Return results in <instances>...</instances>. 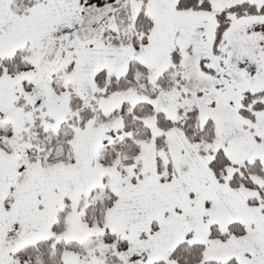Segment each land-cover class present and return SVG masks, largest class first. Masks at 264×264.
<instances>
[{
    "label": "rangeland",
    "instance_id": "rangeland-1",
    "mask_svg": "<svg viewBox=\"0 0 264 264\" xmlns=\"http://www.w3.org/2000/svg\"><path fill=\"white\" fill-rule=\"evenodd\" d=\"M114 1L0 0V56L18 51L35 62L0 72V264H25L17 251L44 238L61 242L63 264H178L169 254L182 241L202 243L206 259L264 264V176L238 169L264 162V110L253 120L239 112L242 93L264 87L263 22L230 14L214 49L222 10L264 0H212L205 11L176 0ZM140 2L151 29L136 46L123 38ZM173 47L181 79L162 91L157 77L170 69ZM127 64L136 78L125 87L97 77ZM21 96L58 129L53 153L35 152L23 135L32 116ZM134 105L141 115L127 121L122 113ZM193 107L213 137L189 140L172 126L163 130L166 150L156 148V112L179 121ZM80 110L83 126L71 121ZM218 149L230 161L222 181L208 166ZM235 170L242 178L231 185Z\"/></svg>",
    "mask_w": 264,
    "mask_h": 264
},
{
    "label": "trees",
    "instance_id": "trees-1",
    "mask_svg": "<svg viewBox=\"0 0 264 264\" xmlns=\"http://www.w3.org/2000/svg\"><path fill=\"white\" fill-rule=\"evenodd\" d=\"M118 1V0H117ZM117 1H114V4H117ZM177 5L195 10H209L211 8L212 0H176ZM233 14L234 19H240L242 22H247L250 19L259 20L264 24V4H256L250 1H243L229 6L228 8L220 12V21L218 23V28L215 33L214 39V49L219 51V45L222 40L225 29L228 28L231 16ZM151 15L147 9L142 7L140 2L139 8L136 11H133V31L130 34H125L123 42L125 43H135L136 46H139L143 43L150 32L151 26ZM221 51V50H220ZM219 51V52H220ZM170 69L164 71L161 75L157 77V83L159 88L162 91H166L171 87L179 86L178 81L181 79V53L178 50V47H173L170 50ZM200 65L203 67L204 61L200 60ZM35 68V62L31 58H24L20 52H15L8 56H0V72L4 75H13L15 73H23ZM176 70L175 74L171 76V70ZM124 70V69H123ZM134 68L131 65L127 64L124 72H119L118 75L114 73H108L107 71H100L97 77H110L109 87H114L119 85L120 87H125V85L131 80H135L134 77ZM254 74H257L256 71H253ZM102 75V76H101ZM257 76V75H256ZM261 76V74H260ZM264 94V87H260L256 90L246 89L241 97V108L239 109L240 114L243 117H246L250 120L255 118V111L264 110V102L257 101L256 97ZM256 101H255V100ZM81 100L78 99L76 95H70L69 104L74 107H82L79 105ZM16 102L29 109L31 111L32 122L27 127L28 133H24L25 137H30L31 148L36 149L35 152L44 153V152H54L55 146L58 144L57 128H48L46 125L50 122V119L46 115H42L38 110H35L32 104L26 102V98L23 96L19 97ZM23 102V103H22ZM139 103V102H138ZM137 103V104H138ZM251 104L249 108L247 105ZM123 112V111H122ZM80 115L74 116L72 122L83 126L86 121L87 112L84 114L81 110L78 112ZM126 115L127 121L131 120L133 114L141 115L140 111L137 109V105H134L133 110L128 111L127 113H122ZM196 108L193 107L191 110L187 111V115L183 120H173L166 116L165 112L158 110L155 114V128L156 136L155 143L156 148H163L166 150V146L163 145L164 132L163 130L168 129L169 127L175 126L180 128L183 131L184 135L189 140H195L200 137L210 139L213 137V127L212 124H205L204 127H198L197 122L195 121ZM127 121L125 123H127ZM159 129L161 131H159ZM26 131V130H25ZM54 134V136L52 135ZM31 150V149H28ZM230 161L226 155L222 152L221 149H218L214 156L208 161V166L216 176L219 181L223 180V170ZM238 169H245V171H250V174L256 171L257 174L264 176V162L256 159L245 165H239ZM238 170H235L233 177L229 179V183L233 185L238 179L242 177L238 176ZM244 183L250 184L253 183L249 178L243 180ZM115 198L113 192L110 193V197L107 200V204H110ZM115 237L114 234L109 233L107 236L108 239ZM126 243L125 240H120L119 245L124 246ZM61 245L60 241H57L53 238H44L40 239L31 244L25 245L20 248L16 254L20 260L25 264H63L58 248ZM202 243H189L187 241L179 242L170 252L169 257L176 261L178 264H239L234 257H230L225 261H217L214 259H206L202 257ZM147 264H166L165 260L157 259L153 260Z\"/></svg>",
    "mask_w": 264,
    "mask_h": 264
}]
</instances>
